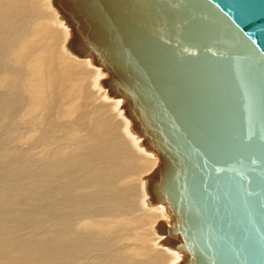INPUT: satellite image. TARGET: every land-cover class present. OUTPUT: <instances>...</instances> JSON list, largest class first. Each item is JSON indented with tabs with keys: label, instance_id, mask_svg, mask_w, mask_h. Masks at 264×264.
<instances>
[{
	"label": "bare ground",
	"instance_id": "6f19581e",
	"mask_svg": "<svg viewBox=\"0 0 264 264\" xmlns=\"http://www.w3.org/2000/svg\"><path fill=\"white\" fill-rule=\"evenodd\" d=\"M56 0H0V264H190L161 150ZM159 160L160 164L156 166Z\"/></svg>",
	"mask_w": 264,
	"mask_h": 264
},
{
	"label": "water",
	"instance_id": "95a60500",
	"mask_svg": "<svg viewBox=\"0 0 264 264\" xmlns=\"http://www.w3.org/2000/svg\"><path fill=\"white\" fill-rule=\"evenodd\" d=\"M161 150L190 264H264V0H56Z\"/></svg>",
	"mask_w": 264,
	"mask_h": 264
},
{
	"label": "rangeland",
	"instance_id": "374dc122",
	"mask_svg": "<svg viewBox=\"0 0 264 264\" xmlns=\"http://www.w3.org/2000/svg\"><path fill=\"white\" fill-rule=\"evenodd\" d=\"M156 162V166L158 165V164H160V161L159 160H157V161H155Z\"/></svg>",
	"mask_w": 264,
	"mask_h": 264
}]
</instances>
